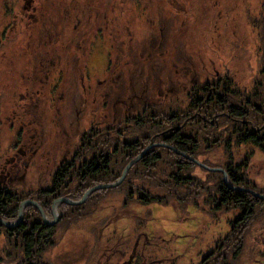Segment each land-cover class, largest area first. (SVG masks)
<instances>
[{
  "label": "rangeland",
  "instance_id": "1",
  "mask_svg": "<svg viewBox=\"0 0 264 264\" xmlns=\"http://www.w3.org/2000/svg\"><path fill=\"white\" fill-rule=\"evenodd\" d=\"M6 1L0 0V190L7 191L11 194L10 198L13 196L12 198L18 199L21 203L35 201L42 207L49 220H54L51 211L53 201L48 209L42 191L51 187L52 174L55 170H52L53 166L64 158H69L67 156L71 155L70 149L77 141L78 132L89 127L91 118L86 116L88 115L86 110L98 106L97 115L94 114V117L104 124L114 115L119 118L124 113L118 108V104H124L123 99L131 93L127 79H132L131 82L136 85L132 88L133 92L138 93L139 87L141 90L147 87L153 92L155 86L161 84L163 73L157 72L158 66L155 62L167 64L163 57L162 46L159 47L161 42L163 45L169 43L173 46V58L176 61L179 55L178 61L183 62L182 67L187 71L186 73L199 72L204 80L226 77L224 81L231 86L230 90L235 87L237 93H242L244 101H248L246 106L264 101V76H262L264 73L260 74L264 68L263 26L261 23L256 25V21H264V0H244L241 4L236 0H168L169 6L164 3L167 0H39L41 13L44 14L42 21L45 20V22L41 24L44 28L40 25L39 30L36 26L29 27L28 35L23 39L2 35L5 28L6 30L8 28L4 12ZM179 5L185 7L186 12H192V16L188 20L182 18V21L178 17V20H173V24L168 27L170 20L165 21L168 18L164 19L163 16L165 12H175V6ZM65 12L72 17L71 24L62 20L66 16ZM78 12H83V16L78 15ZM77 15L80 18L78 23L81 22L82 26L88 24L96 29L106 27L113 34L120 35L121 39L123 34L133 39L135 52L133 57L128 58L129 63L122 67V74L119 73L124 82L118 87L117 95L114 96V88L110 89L106 82L100 83L99 88L102 89L101 93L105 94L106 101L102 100L100 94H89L82 90L79 82L75 80L76 75L71 72L72 67L67 65L66 60L61 65L52 63H55L54 57L75 56L74 43L69 39L73 36L71 28L73 22H77ZM48 20L56 22L58 29L62 30L50 40L51 35H44L51 26L45 25ZM152 23H154L153 27ZM160 28H164L162 35H160ZM175 30L177 31L174 32ZM38 36L41 37L40 40ZM40 41L45 42L39 45ZM109 41V37L105 34H97L90 38L88 48L90 59L87 62L86 71L92 82L105 80L108 76V62L112 55ZM156 48H160V51L154 58L151 53L155 55ZM58 67H60L59 70ZM60 70L65 73L63 77ZM132 70H135L133 75L136 81H133V77L129 78ZM53 71H55L54 74H52ZM169 74H171L168 78L170 84H175L177 78L181 76L176 73L175 66L172 65ZM154 78L157 84L154 83ZM87 86L92 85L87 84ZM90 90L93 92L92 89ZM92 100L97 102L93 103ZM187 103L186 98L182 99L180 108H187ZM112 108H117L115 114ZM224 136L222 139L212 136L209 143H202V151H205L206 145L212 148L210 153L200 154L199 160L203 164L212 168H222L227 164L224 145L231 141H227L230 140L227 134ZM66 148L68 150L64 152ZM231 148H233L232 161L242 164L248 160L246 178L256 185L257 190L264 191V153L250 144L237 148L232 143ZM249 154L251 155L248 156ZM202 169L196 168L189 174L197 176L212 187L215 181L212 178L208 180V173ZM161 171L166 178L171 173L169 164H163ZM146 186L151 191L157 192L151 184L146 183ZM99 194H103V198L98 208H91V210L95 209L91 219L99 216L101 219L96 220L94 224L81 222L74 223L72 227H67L66 224L59 226L56 246L44 255L45 262L53 264L59 262L61 258L67 259L69 255L75 259L80 250L83 252L86 250L88 242L94 241L95 250L99 249L102 252L101 258L107 261L103 264H110L112 252L104 251V246L100 245V241L96 239L98 235L108 238L115 235L110 242L113 245L116 244L117 249L119 247L117 234H124L125 231L122 228L125 226L129 227L126 233L132 236L131 240L138 235L140 229L167 230L174 232V236L198 232L197 228L193 230L195 226L191 223L174 222L172 207L154 205L150 210L152 215L149 214L146 217L143 212L147 209H141L143 206L136 203V210L127 209L126 213H123L121 204L124 203L125 196L121 190L113 189ZM59 204L55 207L56 215L60 213ZM29 205L25 207H28L27 210L30 213L35 212L32 216L37 218L35 210L39 211L38 208ZM66 205L70 204L66 203ZM25 207L23 219L19 224L6 228H18L23 221H27V219L24 220L27 214ZM99 210H102L101 213ZM191 212L196 213V216L194 215L196 224L199 218L201 219L198 228L204 230L207 227V230L204 231L196 248L188 246L189 243L186 245L178 243L172 255L185 252V261L181 264L188 262L197 264L199 254L204 257L206 253L212 251L215 240L224 238L229 230L230 220H233L236 214L223 213L220 215L219 222L214 223L197 209L191 208ZM38 213L43 219L40 211ZM123 215L127 217L129 215V218L117 220ZM0 218L15 223L18 213L13 221ZM135 218L139 219L135 220ZM58 221H60V215ZM112 221L113 223L107 227L103 224V222L107 224ZM0 225L4 226L2 220ZM1 226L0 258L6 264H12L16 260L15 256L21 253L20 239H10L5 232V226ZM255 229L257 231L255 235L260 232L264 234V218L256 223ZM153 255H158V252L155 251ZM98 256L99 252H96L94 262L97 261ZM88 258L93 264L92 256ZM249 263L252 264L251 261ZM13 264H19V262ZM59 264H74V261Z\"/></svg>",
  "mask_w": 264,
  "mask_h": 264
},
{
  "label": "trees",
  "instance_id": "2",
  "mask_svg": "<svg viewBox=\"0 0 264 264\" xmlns=\"http://www.w3.org/2000/svg\"><path fill=\"white\" fill-rule=\"evenodd\" d=\"M236 1L241 4L244 0ZM164 3L169 6L168 0ZM4 9L8 28L2 32L3 37L26 38L29 27L36 26L39 30L41 24L45 22V20L42 21L44 14L41 13L39 0H7ZM174 10L175 12H165L163 16L164 19L168 18L165 21L170 20L168 27L173 24V20L177 21L178 17L182 21V18L188 20L192 16V12H186L187 9L183 6H175ZM65 13L66 16L62 20L71 24L72 17L68 12ZM78 15L83 16V12H78ZM78 15L76 16L77 22H73L71 28L73 36L69 39L70 42L74 43L75 56L54 57L55 63H52L53 65H61L66 60L67 65L72 67L71 72L76 75L75 80L79 82L82 90L89 94H100L102 100L106 101L105 94L101 93L102 89L99 88L100 83L106 82L110 89L114 88V96L117 95L118 87L122 86L124 82L121 69L129 63L128 58L133 57L135 52L133 39L131 40L125 34L121 35V39L120 35L113 34L106 27L96 29L88 24L82 26L81 22L78 23L80 19ZM259 23L263 26L262 42H264V21H256V25ZM48 24L51 25L50 29H47L44 35H51L50 40L60 34L62 30L58 29V25L54 21L48 20L45 25ZM153 26L154 23H152ZM163 30L164 28H160V35H162ZM97 34H105L109 37L112 55L108 62L107 80L92 82L86 71L87 62L90 59L88 48L90 38ZM40 39L41 37L38 36V40ZM43 42L45 41H40L39 45ZM161 43L159 47L162 46L163 57L167 63L163 65L161 62H155L158 66L157 72H163L161 84L156 85L155 90L151 92L147 89L146 83L144 90L139 87L138 93H135L132 88H135L136 85L131 82L132 79H127L131 93L123 99L124 104H118V108L122 109L124 114L120 115L119 118L115 115L110 117V121L106 124L94 117V114L97 115L98 106L86 110L88 112L86 116L91 118L89 127L78 132L77 141L70 149L71 155L67 156L69 158H64L54 166L52 165V170H55L52 174L51 187L42 191L43 199L47 202L46 207L49 209L52 201L64 197L79 201L89 189L101 184L117 182L127 164L135 159L151 142L162 145L153 147L135 163L117 188L94 191L80 205L71 206L60 203V221L52 226L42 222L43 219L37 210H35L37 218L32 216L35 212L30 213L27 210L30 205L25 207L27 214L24 216V220L27 219V221H23L18 228L10 229L0 225L5 228L10 239H20L21 253L19 256H15L16 260L13 263L18 261L19 264H48L43 258L49 250L56 246L57 228L62 224L72 227L74 223L94 224L96 220H100V216L91 219L95 211L91 208L99 207L103 198V194L99 193L114 189L124 193L125 200L121 204L123 213H126L127 209L136 210V203L143 206L141 209H147L143 212L146 217L149 214L152 215L150 210L154 205L172 207L174 222L191 223L195 226L193 230L197 228L198 232L174 236V232L171 233L167 230L140 229L138 235L131 240L132 236L126 233L129 227L125 226L122 228L125 231L124 234H117L119 241L117 249L116 244L113 245L110 242L115 235L111 238L98 235L96 240L104 246V251L112 252L111 263L181 264L185 261V252H177L172 255L177 249L178 243L185 245L189 243L188 246L196 248L204 231L207 230V227L204 230L198 228L201 219L198 217L199 221L196 224V213H190V209L194 208L203 212L214 223L219 222L220 215L223 213H236L233 220H230L229 230L224 238L215 240L212 251L206 253L204 257L199 254L197 264H250V261L252 264H264V234L260 232V234L255 235L257 233L256 223L264 218V199L258 198L244 189L255 190L261 194H264V191L257 190L256 185L250 183L246 178L245 171L248 160L242 164H236L232 161L233 148H231L232 143L237 148L250 144L264 153V101L252 103V107L246 106L248 101H244L242 93H237L235 87L230 90L231 86L224 81L226 77L204 80L199 72L192 70L193 72L186 73L187 71L182 67L183 62L178 61L179 55L176 61L173 58V46L169 43L166 45ZM156 51L155 55L151 53L154 58L159 53L160 48H156ZM262 51L264 53V47H262ZM132 63L135 64V61L132 60ZM171 65L175 66L176 73L185 76H179L175 84H170L171 82L168 81L171 75L169 74ZM135 70L129 74V78L133 77V81H136L135 75H133ZM54 73L55 71L52 72V74ZM60 73L61 77L65 75L62 70ZM263 73L264 68L260 74ZM155 78L154 83L157 84ZM87 84L93 87L87 86ZM173 85H177V87H173ZM184 98L188 100L187 108L181 109L180 102ZM92 102L96 103L97 101L92 100ZM116 109L112 108L114 114ZM224 134L228 135L230 140L227 141H231V143L224 145L227 153V164L225 163L226 165L222 169L228 175L230 184L234 187H242L243 190L226 186L224 174L221 172H212L201 167L208 173V180L212 178L215 181L212 187L197 176L189 174L196 168H200L193 159L200 161L201 153L212 151L208 145H206L205 151H202V143H209L212 136L222 139L225 137ZM66 150L68 148L64 149V152ZM247 159L249 158L247 157ZM163 164H169L171 170L166 178L161 171ZM146 183L154 186L157 192L151 191ZM9 194L7 191L0 190V217L13 221L21 202L12 198L13 196L10 198L11 194ZM32 198L34 200L35 196ZM101 211L99 210V213ZM134 215L136 216V214ZM128 218L129 215L128 217L123 215L117 220H127ZM137 219L139 218H135V220ZM112 223L113 221L107 222V224L103 222L106 227ZM93 244L94 241L88 242L86 250L84 252L80 250L75 259L69 255L67 259L61 258L59 262L53 264L70 262L71 260L74 261V264H92L89 262V256H92L93 264L107 262L106 259L101 258L102 252L99 249L95 250ZM155 251L158 252L156 256L153 255ZM96 252H99V256L94 262ZM1 262L6 264L0 258V264Z\"/></svg>",
  "mask_w": 264,
  "mask_h": 264
},
{
  "label": "water",
  "instance_id": "3",
  "mask_svg": "<svg viewBox=\"0 0 264 264\" xmlns=\"http://www.w3.org/2000/svg\"><path fill=\"white\" fill-rule=\"evenodd\" d=\"M158 145H162V144H158V143H154V142H151L135 159H133L132 161H130L128 164H127V166L124 168V170H123V172H122V175H121V177H120V179L117 181V182H115V183H111V184H101V185H98V186H95V187H93V188H91V189H89L85 194H84V196H83V198L81 199V200H79V201H74V200H71V199H67V198H59V199H56V200H54L53 201V203H52V206H51V211H52V213H53V215H54V220H49V219H47V217H46V215H45V213H44V210L42 209V207L38 204V203H36L35 201H31V200H29V201H24V202H22L21 204H20V206H19V212H18V214H19V222H20V220L23 218V209H24V207L26 206V205H29V204H31V205H34V206H36L37 208H38V210L40 211V213H41V215H42V217H43V221H44V223L45 224H47V225H50V226H52V225H54V224H56L57 222H58V219H59V215H56V213H55V207H56V205H58L59 203H61V202H63V203H67V204H70V205H80V204H82V203H84L85 202V200L88 198V196L91 194V193H93L94 191H97V190H100V189H107V188H114V187H117L118 185H120L123 181H124V179H125V177H126V175H127V173H128V171L130 170V168L135 164V163H137L150 149H152L153 147H155V146H158ZM190 159H192V158H190ZM193 161L196 163V164H198L200 167H202V168H205V169H207V170H209V171H212V172H221V173H223L224 174V183H225V185L226 186H228V187H230V188H232V189H236V190H243L244 188H242V187H233L231 184H230V182H229V180H228V175L226 174V172L222 169V168H212V167H208V166H206L205 164H203L202 162H200V161H198V160H194L193 159ZM244 190H246V191H248V192H251V193H253L254 195H256L258 198H264V195H261V194H257L256 192H254L253 190H250V189H244ZM18 219H17V221L15 222V223H10V222H7V221H4L3 219H1L0 218V220H2L3 221V224H4V226L5 227H14V226H17L18 224H17V222H18ZM17 224V225H16Z\"/></svg>",
  "mask_w": 264,
  "mask_h": 264
},
{
  "label": "bare ground",
  "instance_id": "4",
  "mask_svg": "<svg viewBox=\"0 0 264 264\" xmlns=\"http://www.w3.org/2000/svg\"><path fill=\"white\" fill-rule=\"evenodd\" d=\"M18 218H19V214H18ZM22 219H23V218H22ZM18 223H19V219H18V222H17V224H18ZM17 224H16V225H17Z\"/></svg>",
  "mask_w": 264,
  "mask_h": 264
}]
</instances>
